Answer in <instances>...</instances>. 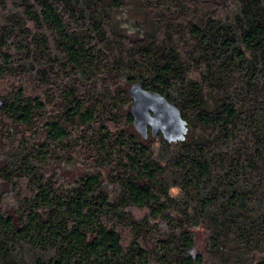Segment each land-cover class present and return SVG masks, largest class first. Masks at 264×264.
Wrapping results in <instances>:
<instances>
[{"label": "trees", "instance_id": "1", "mask_svg": "<svg viewBox=\"0 0 264 264\" xmlns=\"http://www.w3.org/2000/svg\"><path fill=\"white\" fill-rule=\"evenodd\" d=\"M0 100V264H264V0H0Z\"/></svg>", "mask_w": 264, "mask_h": 264}, {"label": "water", "instance_id": "2", "mask_svg": "<svg viewBox=\"0 0 264 264\" xmlns=\"http://www.w3.org/2000/svg\"><path fill=\"white\" fill-rule=\"evenodd\" d=\"M131 100L129 109L134 130L146 139L160 134L167 142L183 141L187 123L174 103L159 93L145 90L139 83L131 84L127 90ZM0 100V108L2 107Z\"/></svg>", "mask_w": 264, "mask_h": 264}, {"label": "rangeland", "instance_id": "3", "mask_svg": "<svg viewBox=\"0 0 264 264\" xmlns=\"http://www.w3.org/2000/svg\"><path fill=\"white\" fill-rule=\"evenodd\" d=\"M121 17L124 19L123 25L129 30V31H135L136 27L134 26V21L128 17L127 12H123Z\"/></svg>", "mask_w": 264, "mask_h": 264}]
</instances>
